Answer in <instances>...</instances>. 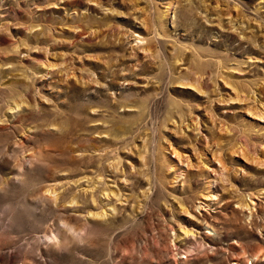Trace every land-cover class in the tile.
<instances>
[{"label":"rangeland","instance_id":"rangeland-1","mask_svg":"<svg viewBox=\"0 0 264 264\" xmlns=\"http://www.w3.org/2000/svg\"><path fill=\"white\" fill-rule=\"evenodd\" d=\"M234 256L264 264V0H0V264Z\"/></svg>","mask_w":264,"mask_h":264},{"label":"bare ground","instance_id":"bare-ground-1","mask_svg":"<svg viewBox=\"0 0 264 264\" xmlns=\"http://www.w3.org/2000/svg\"><path fill=\"white\" fill-rule=\"evenodd\" d=\"M55 194L56 192H54V190H53V192H52V194ZM63 194H65V191L63 190H60L58 193H56V195H54V197L51 195V197H49L50 199H52V200H58L60 197H62L63 196ZM60 196V197H59ZM253 202V201H252ZM252 204H256L255 202H253ZM204 208V206H200V207H197V210H199V209H203ZM114 210V209H113ZM115 211V210H114ZM208 214V213H207ZM70 228H71V226H70ZM73 228V227H72ZM71 228V229H72ZM70 229V230H71ZM73 232H75V230L73 231ZM73 232H72V234H73ZM52 234V233H51ZM75 234V233H74ZM76 234H77V232H76ZM75 234V235H76ZM82 234V233H81ZM55 235V234H54ZM208 235H210V233L209 232H204L200 237H198L199 239H200V241L199 240H197L195 237L193 238V240H194V242H196V244L197 245H199V247H201L202 248V246H207L206 244V238H207V236ZM73 236V235H72ZM45 238H47V237H45ZM62 236L61 235H57V236H55L54 237V241L55 242H60V240H62ZM50 239H51V237H50ZM51 241V240H50ZM53 241V242H54ZM52 242V241H51ZM209 247V246H208ZM201 248H200V250H201ZM204 248V247H203ZM197 250V249H196ZM190 251V250H189ZM197 251H199V249L197 250ZM192 251H190V253H191ZM193 253V252H192ZM191 253V254H192ZM188 254H189V252H188ZM230 264H240V262L238 261V259L237 258H235V256L234 257H232L231 258V261H230Z\"/></svg>","mask_w":264,"mask_h":264}]
</instances>
